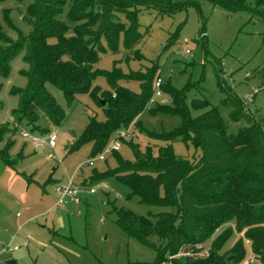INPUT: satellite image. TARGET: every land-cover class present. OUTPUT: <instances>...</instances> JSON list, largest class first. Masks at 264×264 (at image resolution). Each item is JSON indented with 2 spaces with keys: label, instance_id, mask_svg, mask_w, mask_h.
I'll use <instances>...</instances> for the list:
<instances>
[{
  "label": "trees",
  "instance_id": "1",
  "mask_svg": "<svg viewBox=\"0 0 264 264\" xmlns=\"http://www.w3.org/2000/svg\"><path fill=\"white\" fill-rule=\"evenodd\" d=\"M210 1L231 12H249L264 20V0H255L253 6L249 0ZM189 6L200 7V0H34L27 8L32 22L28 34L14 25L10 10L4 9L5 20L19 36L13 39L0 24V76L9 74L13 59L22 51L28 64L22 70L28 85L12 89L19 96L15 109L19 122L37 129L40 112L55 125L63 122L65 111L48 91L49 82L60 88L70 103L81 94H89L105 114L103 120L97 114L90 116L83 135L69 150L92 143L93 157H97L118 130L133 123L143 128L139 117L155 95L161 67L152 62L146 70L125 72L120 66L145 58L137 48L144 38L139 13L142 8H151L174 14ZM108 52L122 54L114 60L111 70L97 66ZM100 76L105 77L107 88L96 83ZM131 80L140 83V92L123 84ZM218 83L226 94L222 103L233 110L231 119L245 118L248 122L238 133H230L219 107L208 98L192 100L194 109L204 110L193 116L185 102L188 83L179 89L170 80L163 81L162 95H167L168 103L158 101L151 110L179 115L181 124L171 131H148L151 142L145 149L134 138L123 139L131 146L134 158L125 159L119 151H113L118 165L104 172L94 170L84 180L90 183L115 177L129 188L128 200L137 197L140 203L163 209L143 215L130 208L115 207V221L125 234L157 251L152 262L127 264H164L167 260L186 264V256L179 257L180 253L198 251L196 244L210 240L229 223L234 225L213 241L210 252L214 260L205 264L240 263L247 255L244 238L250 241L254 257L264 264V114H249L243 100L224 79L218 77ZM17 131L14 124L0 123V157L13 167L24 157L23 152L10 153ZM175 141L201 148L202 155L197 160L177 155ZM234 232L240 237L229 249L230 255L221 254L220 249Z\"/></svg>",
  "mask_w": 264,
  "mask_h": 264
},
{
  "label": "rangeland",
  "instance_id": "2",
  "mask_svg": "<svg viewBox=\"0 0 264 264\" xmlns=\"http://www.w3.org/2000/svg\"><path fill=\"white\" fill-rule=\"evenodd\" d=\"M33 1L0 2V24L15 40L19 34L5 20L4 9L10 10L14 25L28 34L32 22L27 8ZM249 2L252 6L255 4V0ZM200 5L189 6L174 14L142 8L139 23L144 38L137 48L145 58L133 59L129 64L121 63L120 66L127 72L130 69L146 70L152 62H158L160 77L164 82L170 80L179 89L187 83L190 86L186 90L185 102L193 116L204 110L194 109L192 100L208 98L219 107L230 133L236 134L248 122L245 118L231 119L233 110L222 103L226 94L218 83V77L224 79L232 92L243 100L249 114L255 117L264 114V20L249 12H231L210 0H200ZM185 39L188 40L187 44H184ZM121 47L123 50V45ZM181 48H190L192 54H181ZM24 54L22 51L13 59L7 76H0V123L17 126L10 153L24 154L14 167L6 165L0 157V264L12 260L15 264H127L129 261H154L157 251L128 237L116 223L115 207L130 208L143 215L163 209L140 203L137 197L128 200L129 188L115 177L84 183L94 170L104 172L118 165L113 152L106 153V160H96L92 167L86 164L90 158H96L92 154V143L69 150L83 135L90 116L97 114L99 119H105L97 101L89 94H81L70 103L60 88L48 82V91L65 111L63 122L55 125L42 112L39 113L37 129L25 121L19 122L15 111L19 96L12 93V89L26 88L28 85L27 77L22 74V70L28 68ZM121 57L122 54L108 52L97 66L111 70L114 60ZM96 83L103 88L108 87L105 77H98ZM123 84L135 92L141 90L138 81H123ZM154 99L168 103L166 94L161 97L154 95ZM156 102L149 103L140 115L143 128L137 125L132 128L137 134L133 140L142 149L151 142L148 131H171L182 122L179 115L153 113L151 108L156 106ZM54 132L58 136L57 144L51 147L50 135ZM119 132L113 135L107 147L120 136ZM24 133H28V136ZM124 139L130 141L131 137ZM37 140L39 143H35ZM120 141L119 153L123 158L132 160L134 154L131 146L123 139ZM173 148L177 155L189 160H197L202 155L201 148L184 141L173 142ZM70 180L79 187L81 202L67 199L59 204L56 186ZM91 189L96 191L92 193ZM233 225H223L210 240L202 243L204 248L201 251L189 250L193 251L191 255L203 257L206 252L212 253L213 241ZM239 237L234 232L219 252L230 255L228 251ZM161 243L158 242L159 245ZM244 245L247 255L238 264H260L246 238ZM182 255L180 253L179 257ZM250 258H254V262ZM166 263L172 264L170 260Z\"/></svg>",
  "mask_w": 264,
  "mask_h": 264
},
{
  "label": "built area",
  "instance_id": "3",
  "mask_svg": "<svg viewBox=\"0 0 264 264\" xmlns=\"http://www.w3.org/2000/svg\"><path fill=\"white\" fill-rule=\"evenodd\" d=\"M188 40L185 39L184 40V44H187ZM180 53L181 54H192V50L190 48H181L180 49ZM163 83V80L160 78H158L155 82V95L158 97L162 96V90H161V85ZM156 100L154 99V97H152V99L149 101V103H155ZM135 123H133L131 126L127 127V128H122L120 129V136L114 141L113 144H111L110 146H108L104 152H102L101 154H99L96 158H90L86 164H88L89 166H95V161L96 160H105L107 155L106 153L108 152H113V151H119V149L121 148V141L120 139H124L125 137H131L134 138L137 136L136 132L132 130V128L134 127ZM25 136H28V133H24ZM58 136L57 133L54 132L50 135V146L51 147H55L56 146V140H57ZM35 143H39L38 140L35 141ZM56 191L59 194V200L58 203L62 204L65 200L67 199H73L75 200L77 203L81 202V198H80V190L79 187L77 185L74 184L73 180L68 181L67 183H59L56 186ZM96 190L95 189H91V192L94 193ZM195 248L198 251H201L204 248V245L202 243H198L196 244ZM193 251H188V252H184L183 255H191L193 253H191ZM209 254V252L205 253L206 257ZM251 262H254V258H250ZM164 264H167L166 262Z\"/></svg>",
  "mask_w": 264,
  "mask_h": 264
},
{
  "label": "water",
  "instance_id": "4",
  "mask_svg": "<svg viewBox=\"0 0 264 264\" xmlns=\"http://www.w3.org/2000/svg\"><path fill=\"white\" fill-rule=\"evenodd\" d=\"M103 104H105V101L103 100ZM214 260V254L209 253L206 257H194L192 255H187L185 258L186 264H205L209 263ZM15 261H9L7 264H15Z\"/></svg>",
  "mask_w": 264,
  "mask_h": 264
},
{
  "label": "crops",
  "instance_id": "5",
  "mask_svg": "<svg viewBox=\"0 0 264 264\" xmlns=\"http://www.w3.org/2000/svg\"><path fill=\"white\" fill-rule=\"evenodd\" d=\"M57 193H58V192H57ZM58 197H60L59 194H58ZM58 199H59V198H58Z\"/></svg>",
  "mask_w": 264,
  "mask_h": 264
}]
</instances>
